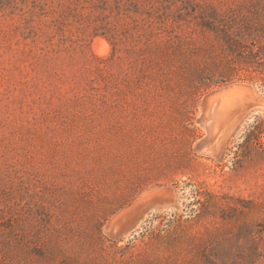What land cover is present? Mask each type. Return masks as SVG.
I'll use <instances>...</instances> for the list:
<instances>
[{
  "label": "rangeland",
  "instance_id": "374dc122",
  "mask_svg": "<svg viewBox=\"0 0 264 264\" xmlns=\"http://www.w3.org/2000/svg\"><path fill=\"white\" fill-rule=\"evenodd\" d=\"M0 264H264V0H0Z\"/></svg>",
  "mask_w": 264,
  "mask_h": 264
}]
</instances>
